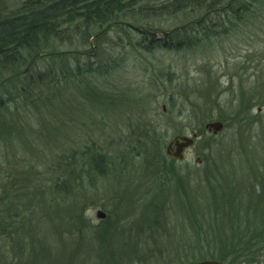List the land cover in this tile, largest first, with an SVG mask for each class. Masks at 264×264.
I'll use <instances>...</instances> for the list:
<instances>
[{
  "label": "rangeland",
  "instance_id": "rangeland-1",
  "mask_svg": "<svg viewBox=\"0 0 264 264\" xmlns=\"http://www.w3.org/2000/svg\"><path fill=\"white\" fill-rule=\"evenodd\" d=\"M26 1L0 0V19L14 15ZM168 1L145 0L148 6ZM187 17L160 20L156 26L125 22L104 29L90 47L77 40L59 46L43 62L34 59L33 83L25 76L13 80L10 73L0 77L3 263L31 261L23 260L29 244L16 239L27 217L43 226L28 223L32 233L52 236L47 244L55 249L50 253L55 264H195L213 256L215 236L230 238L232 229L242 234L248 223V228L259 226L252 218L264 202V47L249 49L243 32L233 33L226 49H221L223 39L211 48V22L226 20V12L210 13L202 24L188 25L194 19ZM148 27L155 28L149 33L158 43L142 34ZM179 43H184L181 48ZM250 52L254 55L248 57ZM48 68L57 73L54 81L62 79L51 90L46 84L38 87L40 71ZM17 97V103H7ZM218 121L223 130L208 132L206 125ZM141 132H149L150 155L136 150L120 155L133 149ZM193 134L198 139L183 161L166 155L174 138ZM89 146L106 151L104 175L93 180L82 175L74 190H57L64 181L60 166L72 164L71 152L85 153ZM10 187L13 196L7 199ZM118 196L138 204H123ZM99 210L127 230L103 241V251L93 234L104 226L96 217ZM53 211L57 217L51 219ZM76 217L86 229L73 238ZM64 218L68 223H62ZM229 218L233 226L227 225ZM47 225L52 233L44 229ZM144 227L151 235L140 238ZM199 233L211 240L200 243Z\"/></svg>",
  "mask_w": 264,
  "mask_h": 264
},
{
  "label": "trees",
  "instance_id": "trees-1",
  "mask_svg": "<svg viewBox=\"0 0 264 264\" xmlns=\"http://www.w3.org/2000/svg\"><path fill=\"white\" fill-rule=\"evenodd\" d=\"M187 11H191L192 13H187ZM219 11H225L227 19L221 21L212 20L211 48L214 47V40L218 41L223 39L221 40L223 43L221 49L224 50L226 49L224 43L229 41L233 33L243 32L248 35L246 40L249 49L252 48V50H254L256 47H264V0H171L154 6H148L145 0H28L23 3L21 8L14 13V15L0 19V77L5 73H10L12 78H14L13 80L25 76L30 83H33L32 69L35 58L43 62L48 54H55L54 51L57 47L72 43L74 40L83 42L84 45L90 47L91 41L94 38L100 40V33L104 29L115 28L119 25L122 26L125 22L140 23L144 26L153 23L156 26L157 22H160V20H176L181 16L186 20L189 18L187 16L191 15V19L194 20H187L186 24H202L210 16V13L211 17H213ZM241 27H245V29H241ZM153 28L154 27H148L147 29L149 31L145 30L142 32L145 36H152L151 44L158 43V41L155 42V38L152 35L155 29ZM149 32L152 33L150 34ZM209 32L210 31L207 33ZM167 37L168 36H166V38ZM206 39H208V34H206L203 41ZM183 44L184 43H179L177 47L181 48ZM250 53L247 55L248 57L254 55V52ZM255 62L257 63V61ZM258 63L260 64L261 61H258ZM61 72L63 73L62 75H65V70ZM263 72L259 71L257 73L262 74ZM56 75L57 73L54 75V72L50 71V68L40 71L38 75V87L46 84L43 87L50 90L51 88H55L62 80L57 79L54 81ZM2 83L4 84V82ZM43 92L44 91H41V93H39L37 100H41ZM22 97L27 98L30 96L23 93ZM31 98L33 99V96ZM245 98L247 97L245 96ZM18 100L19 97L15 100L7 101V103H17ZM245 100L248 102L247 99ZM35 104H38V101L32 102L33 107L36 106ZM260 126L261 128L264 126V121L260 122ZM138 128L136 126V129L133 128V131H136ZM20 134L21 133L18 131L17 139L22 142ZM139 134V136H136L133 149L129 148L131 149L129 150L127 147L120 152V155L125 156L129 154V152H135V150L137 155L141 153L150 155L147 153L148 149L146 148V136L149 137V132H141ZM212 140H214V138H212ZM212 144L215 143L211 142V146ZM106 155V151L103 148L96 149V147L92 146H89L85 153L71 152L69 161L72 164H66L64 167V162V164L60 166L64 175V181L58 183L56 189L62 192H67L71 188L74 190L75 182H79L78 179L81 178L82 175H86V177L91 178V180L95 177L103 176L106 166L108 165V158ZM134 156L135 155H133V157ZM163 159L165 158L163 157ZM156 186L159 188L158 190L160 192L164 189L163 185ZM157 187L155 188L157 189ZM13 191L14 189L12 187H10V189L8 188L5 192V197L9 199L10 196H13ZM121 201L123 204L125 201L126 204H128L130 201H133V199L129 201L126 197L124 201L121 197ZM136 204L138 203L133 201V205ZM155 208L158 209V207L152 206V212L156 210ZM132 210L134 212V209ZM69 212H67L66 215H68ZM199 213L202 215L204 211H200L198 214ZM48 216L51 217V219L57 217L54 211ZM130 217H132V215ZM156 217L160 218V216ZM72 218H74V215ZM76 218L79 221L76 222L78 224H72L73 238H75L76 235L83 234L86 229V222L84 225V221L81 217ZM32 219L33 218L30 220L29 217H27L23 219L18 226L19 231H17L16 235L17 241L19 243L24 241L26 244H29V248L27 246L23 247L25 255L23 260L25 261L28 257L31 259L30 262H23L22 264H32L33 260L35 264H55L53 260L54 256L50 254L51 252L53 253L55 249L47 244L48 239L52 236L50 235L48 238L42 234L32 233L29 228L34 226L28 225V223L36 224ZM65 219L66 218H64V221L61 219L62 223L67 222ZM232 219L233 218H229L230 221L227 222L228 226H233L235 220ZM199 221L200 220H196V223L199 224ZM118 222V220H110V218H107L102 221L100 225H104L102 229H95L93 234L98 235L97 242L100 243V250L103 251L101 243L103 241L110 242V236L116 231L120 230L127 233L125 228L117 227ZM126 223H124V225ZM132 223L135 225V222ZM38 224H41V222ZM154 224L156 223L153 222L152 225ZM6 225L5 221L0 218V232L6 230ZM80 225H83V227H79ZM249 226L251 225L248 223V227ZM36 227L42 228L43 226L40 227L36 224ZM46 227L47 228H44L46 231L51 228V226L48 228V225ZM200 229H202V224H199V230ZM89 230L88 228L86 231ZM142 230L143 234L140 238L143 235H151V231L147 228L144 227ZM248 231L250 233L255 232H252V228H248ZM50 232H53L52 228ZM203 235L204 234L199 233L200 243L204 244L211 240L208 234H205L204 238ZM230 235V238L225 236L214 237L213 242L215 247L213 249V256L206 255V260H215L223 264H244L243 243L245 242V238H242L243 235L237 233V231L233 229ZM255 241V236L253 235V238H251L249 242L254 243ZM31 251L32 253L30 255ZM72 256L74 257L75 253H72L69 259L71 258L72 260ZM1 260L2 259H0V264H5ZM60 260L61 258H59V263ZM203 260L205 259H202V261Z\"/></svg>",
  "mask_w": 264,
  "mask_h": 264
},
{
  "label": "flooded vegetation",
  "instance_id": "flooded-vegetation-1",
  "mask_svg": "<svg viewBox=\"0 0 264 264\" xmlns=\"http://www.w3.org/2000/svg\"><path fill=\"white\" fill-rule=\"evenodd\" d=\"M187 151H188V149L185 150V154ZM171 152H173V151H171ZM185 154H184V156H185ZM169 157H171V156H169ZM262 192L264 193V190H262ZM261 197L263 198V201H264V194ZM263 204H264V202H263ZM261 207L263 209L260 208V204H259L258 208L260 211L255 215V217L252 218L253 222H255V223L259 222V223H257V224H259V226L255 229H252V232H254V231L255 232L250 233L248 231V229H247L248 227H247L244 230V233H242V235H243L242 238H245V242L243 243L244 264H264V223H262V222H264V218H263L264 205ZM105 219H107V217ZM105 219H103L102 221H104ZM253 235L255 236L256 241L254 243H250L249 241L251 238H253Z\"/></svg>",
  "mask_w": 264,
  "mask_h": 264
},
{
  "label": "water",
  "instance_id": "water-1",
  "mask_svg": "<svg viewBox=\"0 0 264 264\" xmlns=\"http://www.w3.org/2000/svg\"><path fill=\"white\" fill-rule=\"evenodd\" d=\"M205 128L208 130V132H213V134L216 135L223 130L224 124L219 121L212 122L207 124ZM197 139H198L197 134H193L192 137L181 136L174 138L173 141L166 148V155L171 156L179 161H183L185 150L192 148L195 145ZM96 217L99 220H103L107 217V214L99 210L97 211ZM195 264H223V263L215 260H207Z\"/></svg>",
  "mask_w": 264,
  "mask_h": 264
}]
</instances>
